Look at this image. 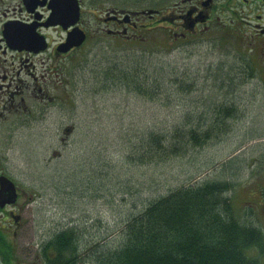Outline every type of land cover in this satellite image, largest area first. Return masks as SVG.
Instances as JSON below:
<instances>
[{"label": "rangeland", "instance_id": "1", "mask_svg": "<svg viewBox=\"0 0 264 264\" xmlns=\"http://www.w3.org/2000/svg\"><path fill=\"white\" fill-rule=\"evenodd\" d=\"M178 1L167 0L166 8L171 10ZM223 1L217 0L211 9L208 26L200 25L184 36L174 27H156L141 31L135 44L124 42L118 47L110 38L93 42L69 69L75 103H51L47 117L28 125L24 121L13 134H7V126L0 128V170L18 190L17 202L0 207V229L9 232L0 245V263L12 259L15 264H46L44 241L65 225L79 230L82 247L115 245L120 238L109 233L123 223L124 212L138 209L159 193L201 180L234 182L225 193L233 210L241 221L259 224L264 232V41L249 38L255 30L246 23L255 19L254 14L264 18V5L246 7L234 0L223 8ZM227 27L236 30L233 36L223 33ZM249 51L257 70L225 93L223 85L213 82L209 65L232 63ZM142 53L152 62L168 65L170 71L174 68L172 74L188 75L195 82L193 88L175 94L168 83L169 98L153 101L123 85L100 81L104 65L132 63ZM230 101L234 116L217 139L158 167L134 163L136 140L149 124L180 122L187 109L196 120L197 111L208 103ZM60 124L71 125L72 130L57 132ZM152 174L154 184L148 181ZM124 186L131 190L123 193ZM10 210L19 215L18 223ZM85 247L83 253L88 251ZM78 264L91 261L87 256ZM259 264H264V254Z\"/></svg>", "mask_w": 264, "mask_h": 264}, {"label": "trees", "instance_id": "2", "mask_svg": "<svg viewBox=\"0 0 264 264\" xmlns=\"http://www.w3.org/2000/svg\"><path fill=\"white\" fill-rule=\"evenodd\" d=\"M233 31L236 30L227 27L223 33L233 36ZM102 68V83L123 85L153 101L169 98L168 83L175 94H186L195 83L182 71L172 74L174 68L170 71L168 65L152 62L144 53L132 63L110 61ZM208 70L213 82L223 85L228 93L235 82L249 79L257 67L249 51L240 53L232 63L210 64ZM205 111L208 117L202 115ZM197 112L196 120L187 109L180 122L146 126L134 146V163L158 167L217 139L227 130V120L234 116L235 105L231 101L210 102ZM148 181L154 184L155 175ZM194 182L159 193L156 198L139 204L138 209L124 212L123 223L117 231L109 233L120 238L115 245L83 244L90 251L83 253L79 230L72 228L74 225H65L44 241L45 263L78 264L88 256L91 264H259V257L264 254V232L259 224L241 221L233 210L232 201L225 193L235 183ZM127 186L123 193L131 190ZM3 239L0 233V245ZM48 252L55 256L50 258Z\"/></svg>", "mask_w": 264, "mask_h": 264}, {"label": "flooded vegetation", "instance_id": "3", "mask_svg": "<svg viewBox=\"0 0 264 264\" xmlns=\"http://www.w3.org/2000/svg\"><path fill=\"white\" fill-rule=\"evenodd\" d=\"M157 1L0 0V128L7 126V134H13L17 125L47 117L51 103H75L77 95L70 84L69 69L78 54L87 52L93 42L110 38L111 44L118 47L124 42L135 44L141 31L156 27H174L184 36L200 25L208 26L210 11L217 3L180 0L169 10L167 0ZM233 1L224 0L220 6H231ZM238 1L246 7L264 5V0ZM254 16L246 22L255 30L249 38L264 41V18L260 13ZM60 129L67 134L72 126L60 124L55 130ZM0 233L9 232L0 229ZM8 247L12 255L13 246ZM48 254L50 258L55 256ZM15 263L11 259L7 264Z\"/></svg>", "mask_w": 264, "mask_h": 264}, {"label": "water", "instance_id": "4", "mask_svg": "<svg viewBox=\"0 0 264 264\" xmlns=\"http://www.w3.org/2000/svg\"><path fill=\"white\" fill-rule=\"evenodd\" d=\"M201 21L204 18H200ZM17 191L15 190V183L12 179L7 178L5 175H0V207L5 204L15 202ZM14 221L19 219V215L13 214Z\"/></svg>", "mask_w": 264, "mask_h": 264}]
</instances>
